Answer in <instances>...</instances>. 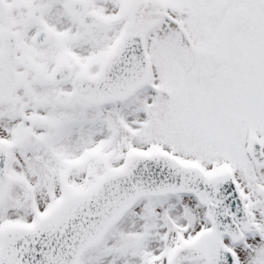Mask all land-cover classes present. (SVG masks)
I'll return each mask as SVG.
<instances>
[{
    "label": "snow or ice",
    "instance_id": "snow-or-ice-1",
    "mask_svg": "<svg viewBox=\"0 0 264 264\" xmlns=\"http://www.w3.org/2000/svg\"><path fill=\"white\" fill-rule=\"evenodd\" d=\"M0 264H264V0H0Z\"/></svg>",
    "mask_w": 264,
    "mask_h": 264
}]
</instances>
